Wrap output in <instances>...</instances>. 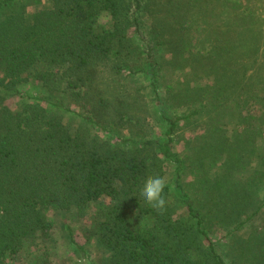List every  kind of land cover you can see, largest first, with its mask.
Listing matches in <instances>:
<instances>
[{"label":"trees","instance_id":"1","mask_svg":"<svg viewBox=\"0 0 264 264\" xmlns=\"http://www.w3.org/2000/svg\"><path fill=\"white\" fill-rule=\"evenodd\" d=\"M23 1L0 0V264L45 237L48 210L80 215L89 204L104 264H264V224L238 234L264 206V54L253 8L239 0L200 8L214 16L200 24L203 47L190 0H34L32 12ZM140 12L151 19L144 35ZM134 34L146 40L142 57ZM164 67L211 80L188 87L185 73L166 84L148 110L161 134L147 137L146 116L131 113L117 76L143 71L155 89ZM32 85L43 90L31 96ZM60 86L80 111L57 98ZM169 102L185 112L170 113ZM191 118L203 133L175 151L180 123ZM91 127L143 139L113 140ZM167 173L161 213L140 190L147 176Z\"/></svg>","mask_w":264,"mask_h":264},{"label":"rangeland","instance_id":"2","mask_svg":"<svg viewBox=\"0 0 264 264\" xmlns=\"http://www.w3.org/2000/svg\"><path fill=\"white\" fill-rule=\"evenodd\" d=\"M34 0H24L26 3V9L28 12H32L34 10V6L32 2ZM45 1V0H42ZM242 3L249 4V7L253 8L254 13L258 17L257 21V32L259 33L257 38L258 40L254 41L258 44V52L260 54H264V0H239ZM217 0H190L191 4V19H195L199 26L196 28V32L194 36L198 43H202L203 47L208 46V42L206 38L208 36L207 29L201 28L200 24L203 22H207L210 19H214L208 15V11H205V16H201L198 13L200 12V8L204 6L206 9L210 8V6H214L217 3ZM199 9V10H198ZM138 18L141 21V29L145 34L148 29L149 23L151 19L144 13H138ZM108 24L107 19L101 20V23ZM109 25V24H108ZM133 29V28H132ZM131 30V29H130ZM260 30V32H259ZM135 40H133V45H137L139 47L138 52L136 54L139 57L145 55V41L144 39L138 38V35L134 34ZM139 44V45H138ZM134 49V47H133ZM135 50V49H134ZM166 54L165 56H167ZM184 71H176L170 69L169 67L163 68L160 72V80L157 83L155 89H153L149 83L148 78L143 74V71H138L135 73H127L126 71H121L120 75L117 76L118 83L122 88V94L127 97V101L131 102V105L134 106V110L131 112L132 114H142L146 117L144 118L147 124V128L149 127L148 136H159L161 134L162 125L161 121L156 115H151L148 113V110H154L156 108V98L155 95L158 94L161 97H165V85L168 83L176 84L177 80H181L185 73L186 77L189 79L187 82L188 87H192L195 84H205L206 82L211 80L209 78H201L199 80H195L190 76V71L188 67L184 68ZM258 74H261L259 71ZM43 89L38 86H31L27 88V92L31 96H35L40 93ZM77 88L75 89V91ZM57 98H59L64 103H70V107L74 110L80 111V107L73 103V99L71 96L66 94L63 87L60 86L58 91H56ZM166 99V98H165ZM18 97L11 96L7 103L8 105L13 106L18 101ZM167 109L170 113H181L184 111L185 107H173L172 103H165ZM185 112V111H184ZM187 112V111H186ZM155 113L158 114V111ZM64 119L73 123L74 126H77L80 122V118L78 116H74L73 114H64ZM197 122L195 119H190L188 123H180L182 126L176 137L173 141V149L175 151H181L185 149L186 140L192 139L196 134H202L203 131L200 127L195 125ZM145 128V127H144ZM146 129V128H145ZM147 130V129H146ZM91 133L98 132L102 137H109L110 139H117L116 136L120 137H134L140 138L131 132L129 128L121 127L119 129H114L110 132H103L101 130L95 129L91 127ZM264 132V130H263ZM264 137V133L262 134ZM143 139V138H140ZM171 166H168V172L170 171ZM168 173L164 176L166 183L171 180ZM190 174L191 172L188 171ZM189 178V176H187ZM96 207L94 204H89L83 209L82 214L77 215L75 212H54L53 210H48L46 212L47 217L51 221V227L45 234V237H37L33 240H28L24 242L23 246L16 253L7 252L1 258L3 264H104L105 257L107 255L106 249L101 246L94 234H93V224L94 219L96 217ZM141 221H139L140 225ZM264 224V206L259 211V213L250 220L242 229L239 230L238 234L241 236H246L250 231L252 226H262ZM65 225L70 227V231L72 232V236L74 240L82 246L81 249L77 248L73 243H71L67 229ZM223 232L217 231L211 233V237L214 240H217L222 246L220 249L224 251V243L225 238L222 237Z\"/></svg>","mask_w":264,"mask_h":264},{"label":"clouds","instance_id":"3","mask_svg":"<svg viewBox=\"0 0 264 264\" xmlns=\"http://www.w3.org/2000/svg\"><path fill=\"white\" fill-rule=\"evenodd\" d=\"M165 187L166 180L164 177L149 175L144 180L140 196L143 197L147 206L162 213L166 207V200L163 195Z\"/></svg>","mask_w":264,"mask_h":264}]
</instances>
